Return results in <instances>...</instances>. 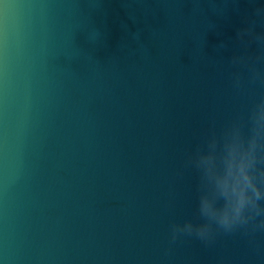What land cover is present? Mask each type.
Here are the masks:
<instances>
[{"label":"water","instance_id":"1","mask_svg":"<svg viewBox=\"0 0 264 264\" xmlns=\"http://www.w3.org/2000/svg\"><path fill=\"white\" fill-rule=\"evenodd\" d=\"M249 27L264 0H0V264H264V232L170 242L187 155L264 96Z\"/></svg>","mask_w":264,"mask_h":264},{"label":"clouds","instance_id":"2","mask_svg":"<svg viewBox=\"0 0 264 264\" xmlns=\"http://www.w3.org/2000/svg\"><path fill=\"white\" fill-rule=\"evenodd\" d=\"M262 10H257L258 14ZM245 47L256 43L257 60H264V32L254 27L237 33ZM245 37H249L245 41ZM227 45L221 43L220 49ZM251 55H234L229 63L247 65L249 82L264 84V72L249 64ZM234 87H242V76L234 73ZM184 168L197 177L196 217L174 223L170 242L195 238L209 244L218 235L264 232V96L217 127L213 121L200 142L184 161Z\"/></svg>","mask_w":264,"mask_h":264}]
</instances>
